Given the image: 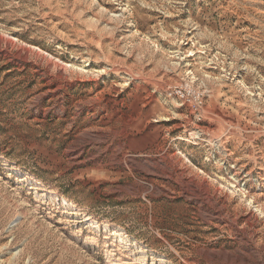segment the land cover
<instances>
[{
    "label": "rangeland",
    "instance_id": "rangeland-1",
    "mask_svg": "<svg viewBox=\"0 0 264 264\" xmlns=\"http://www.w3.org/2000/svg\"><path fill=\"white\" fill-rule=\"evenodd\" d=\"M0 264H264V0H0Z\"/></svg>",
    "mask_w": 264,
    "mask_h": 264
}]
</instances>
